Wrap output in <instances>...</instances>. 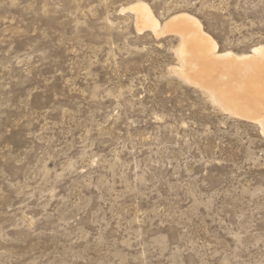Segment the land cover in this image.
<instances>
[{
	"label": "rangeland",
	"instance_id": "374dc122",
	"mask_svg": "<svg viewBox=\"0 0 264 264\" xmlns=\"http://www.w3.org/2000/svg\"><path fill=\"white\" fill-rule=\"evenodd\" d=\"M137 1L264 43V0H0V264H264V136L173 72Z\"/></svg>",
	"mask_w": 264,
	"mask_h": 264
},
{
	"label": "bare ground",
	"instance_id": "6f19581e",
	"mask_svg": "<svg viewBox=\"0 0 264 264\" xmlns=\"http://www.w3.org/2000/svg\"><path fill=\"white\" fill-rule=\"evenodd\" d=\"M120 10L133 14L138 34L149 31L157 38L176 36L178 66L173 72L207 93L222 111L255 123L264 136V43L246 54L220 52L214 38L190 14L178 13L160 23L142 1Z\"/></svg>",
	"mask_w": 264,
	"mask_h": 264
}]
</instances>
